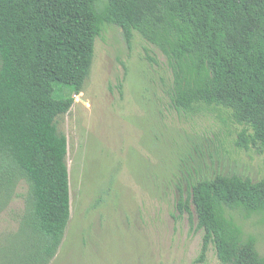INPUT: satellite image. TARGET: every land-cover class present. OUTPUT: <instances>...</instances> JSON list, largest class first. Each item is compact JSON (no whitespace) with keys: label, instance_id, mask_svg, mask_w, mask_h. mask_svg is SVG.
<instances>
[{"label":"trees","instance_id":"16d2710c","mask_svg":"<svg viewBox=\"0 0 264 264\" xmlns=\"http://www.w3.org/2000/svg\"><path fill=\"white\" fill-rule=\"evenodd\" d=\"M106 25L165 57L175 111L224 109L243 127L238 145L264 149V0H0V193L27 186L21 246L7 264H49L62 242L69 178L56 119L82 92ZM176 208L203 232L197 262L212 246L220 264H264L228 215L264 213V176L197 180Z\"/></svg>","mask_w":264,"mask_h":264},{"label":"rangeland","instance_id":"374dc122","mask_svg":"<svg viewBox=\"0 0 264 264\" xmlns=\"http://www.w3.org/2000/svg\"><path fill=\"white\" fill-rule=\"evenodd\" d=\"M165 57L137 33L104 26L82 92L56 119L67 140L70 217L49 264H220L209 247L197 262L203 232L176 208L197 180L264 176V149L238 145L243 127L228 111L191 113L170 104ZM27 186L0 193V250L21 246ZM191 209V206H190ZM228 215L255 240L264 260V213Z\"/></svg>","mask_w":264,"mask_h":264}]
</instances>
